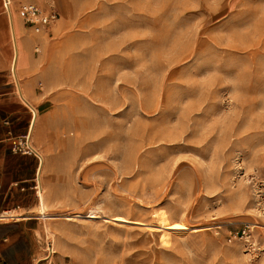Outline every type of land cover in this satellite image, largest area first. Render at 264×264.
I'll return each instance as SVG.
<instances>
[{
    "label": "rangeland",
    "instance_id": "obj_1",
    "mask_svg": "<svg viewBox=\"0 0 264 264\" xmlns=\"http://www.w3.org/2000/svg\"><path fill=\"white\" fill-rule=\"evenodd\" d=\"M25 2L60 14L40 32L28 25L43 58L23 78L59 200L50 213L101 206L146 224L59 218L48 263L41 217L42 263L264 264V0H16L23 21ZM101 84L106 104L85 99ZM164 91L167 127L152 112ZM163 128L178 139L154 143ZM162 210L211 228L163 245L146 227Z\"/></svg>",
    "mask_w": 264,
    "mask_h": 264
},
{
    "label": "crops",
    "instance_id": "obj_2",
    "mask_svg": "<svg viewBox=\"0 0 264 264\" xmlns=\"http://www.w3.org/2000/svg\"><path fill=\"white\" fill-rule=\"evenodd\" d=\"M22 26L21 35L18 27L16 31L31 51L30 62L35 59L34 43L25 20ZM15 56L10 13L0 0V211L13 208L25 215L0 222V264H43V221L34 214L39 199L35 190L39 159L35 153L16 151L31 132L33 112L17 92Z\"/></svg>",
    "mask_w": 264,
    "mask_h": 264
},
{
    "label": "bare ground",
    "instance_id": "obj_3",
    "mask_svg": "<svg viewBox=\"0 0 264 264\" xmlns=\"http://www.w3.org/2000/svg\"><path fill=\"white\" fill-rule=\"evenodd\" d=\"M10 3H11L13 16H14L15 30L18 27L19 34L21 35L22 34V27H23L22 26L23 25L22 16L17 11L16 0H10ZM55 29L58 30V33L61 34L59 26L56 27ZM35 35L37 36V38L41 39V43L44 44L45 46L48 43V41L51 40L50 36L45 32H43L41 34H35ZM16 37H17V40H16L15 45L18 49V55H17V65H16L15 69L13 67V73H14V76H16V78L19 80V83H20V86L18 87V90H17L18 94L21 95V97L24 99L25 103L31 108V110L33 112V124H32L31 131H33V130L35 131V128H36V126L40 120L39 109H38L36 103L34 102V97H33L34 93H33L32 88L28 87L25 84L23 78L26 74L31 75L36 70L39 69L40 60L43 58V55L40 56L39 58H35L34 60L32 59L29 62L28 57L29 56L32 57L31 51H28V46L26 45L24 40L18 36L17 31H16ZM29 37H30L31 41H33V43L36 42V39H34L33 35L30 33V31H29ZM63 46L64 45H62L61 41L54 43L52 45V48H51V57H53L57 51L60 53V50ZM13 66H14V64H13ZM14 70H16V71H14ZM68 86L70 87V89L68 91L73 96L72 102H77L81 98V95L79 93H77L75 90L76 83L70 82L68 84ZM99 88H100V91H98L96 93L97 97L88 93L85 96L86 97L85 99H87L91 103H95V102L102 100L101 103L106 104L107 101L109 100L108 95L105 94L106 87L104 84H101ZM103 89H105V90L103 91ZM166 93H167V91H164L161 93V96L158 99L156 106L152 108V112L158 111L162 115H166V118H169V119L164 118L162 120L164 127L165 126L167 127V124H170L171 120H172L171 119L172 115L168 109L170 106L169 95ZM148 102H150V100H148ZM75 123H76V129L73 132V134L74 135L76 134L77 136H79L82 128L84 126H86V120L85 119H76ZM94 123L98 124V122H96V121ZM184 133H185V131H184ZM177 139H178V135H173V133H167V130H165L164 128L160 131V133L155 134L153 136L154 143L160 142V141L172 142V141H175ZM32 144H33L34 148L36 147V149L41 153V155L43 157L42 158L40 156V154L34 150L33 153H35L39 159L38 174L36 176V182L38 185L37 186V195L39 198V202H38V205L36 207V211L40 217L45 218V220H46L45 225H44V227H45L44 232L47 234L49 240L54 241V248L59 247L58 239H59L61 229L54 223V220H57L59 218H65L67 221H77V220L95 221L96 219L105 218V219H107V221L113 220V221H118V222H127L128 223L127 226H132V224H137V225H140L141 227H145L146 224L142 221L131 220V219H129L125 216H122V215L109 214L101 206L92 207L85 213H82V212H77V213H73V214L50 213L52 207L56 206V204L59 202V200L58 199L53 200V197H52L53 190L46 183V179H45V173H46V168H47L46 156L41 150H39L37 148L33 139H32ZM160 177L164 178L163 174L159 173V179H160ZM17 212H19V211H17ZM17 212H16V210H10V211H8V214L11 216H16L17 219L24 218L25 215H23V213L17 214ZM154 214L157 217L156 221L154 223L147 224L146 227H148L147 229H149V231H151L153 233H158L159 240L163 245H171L173 243L174 238L184 237L185 235L190 234V233H199V232H202V231H205V230L211 228L210 225H208V226H206V225L192 226L184 218L171 215L166 210L156 211V212H154ZM53 261H54L53 256H50L48 258V263L49 262L52 263Z\"/></svg>",
    "mask_w": 264,
    "mask_h": 264
},
{
    "label": "built area",
    "instance_id": "obj_4",
    "mask_svg": "<svg viewBox=\"0 0 264 264\" xmlns=\"http://www.w3.org/2000/svg\"><path fill=\"white\" fill-rule=\"evenodd\" d=\"M6 9L9 11L11 8L10 0H3ZM12 9V8H11ZM21 10L24 15V20L27 25L31 26L36 32H40L41 30L50 27L54 23L59 20L60 14L54 9L47 10L40 4L36 2H26L21 5ZM36 51H39L37 48ZM14 75V73H13ZM16 79V76H14ZM17 152H22L26 154H32L34 152V146L29 142V136L21 140L20 145L16 149ZM37 182L35 184V190L37 192ZM16 210V209H11ZM10 210H2L0 211V222L7 221V220H14L17 219L16 216H11L8 214ZM17 212V210H16ZM18 214V213H17ZM22 217V216H21ZM46 258L48 259L50 256L54 255V244L53 240H49L48 236L46 235Z\"/></svg>",
    "mask_w": 264,
    "mask_h": 264
},
{
    "label": "water",
    "instance_id": "obj_5",
    "mask_svg": "<svg viewBox=\"0 0 264 264\" xmlns=\"http://www.w3.org/2000/svg\"><path fill=\"white\" fill-rule=\"evenodd\" d=\"M9 13H10V18H11V23H12L13 38H14V44H15L16 43V40H17V37H16V30H15L13 12H12V9L11 8H9ZM15 49H16V56H15V62H14V69L16 68V65H17V55H18V49H17L16 45H15ZM14 71H16V70H14ZM17 82H18V87H19L20 86V83H19V80L18 79H17ZM33 132H34V130L31 131L30 134H29V142L30 143L32 141ZM34 150L37 151V153H39L40 156L42 157L41 153L36 148H34Z\"/></svg>",
    "mask_w": 264,
    "mask_h": 264
}]
</instances>
